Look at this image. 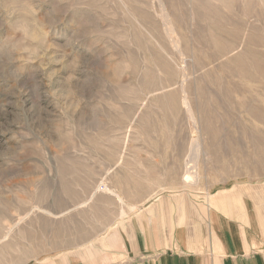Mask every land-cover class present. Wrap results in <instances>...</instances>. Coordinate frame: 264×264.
<instances>
[{"label":"rangeland","instance_id":"rangeland-1","mask_svg":"<svg viewBox=\"0 0 264 264\" xmlns=\"http://www.w3.org/2000/svg\"><path fill=\"white\" fill-rule=\"evenodd\" d=\"M250 36L264 37V0H0V264H137L160 240L176 251L248 222L245 204L264 212V78L227 71ZM167 64H186V97ZM221 80L262 113L225 101ZM199 86L217 91L216 140Z\"/></svg>","mask_w":264,"mask_h":264},{"label":"crops","instance_id":"crops-1","mask_svg":"<svg viewBox=\"0 0 264 264\" xmlns=\"http://www.w3.org/2000/svg\"><path fill=\"white\" fill-rule=\"evenodd\" d=\"M244 208L249 223L242 220L233 223L231 219L221 223L222 228H207L206 234L200 231L193 236L186 235L182 241L177 240L176 251H167L160 240L137 264H264V212L257 210L253 217V210L247 204ZM214 236L218 238L213 240ZM218 248L224 253L218 254ZM201 250L207 252L201 253Z\"/></svg>","mask_w":264,"mask_h":264},{"label":"bare ground","instance_id":"bare-ground-1","mask_svg":"<svg viewBox=\"0 0 264 264\" xmlns=\"http://www.w3.org/2000/svg\"><path fill=\"white\" fill-rule=\"evenodd\" d=\"M161 12H162L161 17H162V20L164 22V26H166L167 34L173 39L172 43L176 47H178L179 41L175 37L176 34H175L174 25L172 24L171 19H169V17H168L169 15H167L168 12L165 13L163 9L161 10ZM216 16H219V15L217 14ZM217 22H219V21H217ZM214 24H215V26H213V24L211 23V26L214 28L213 30L218 29V32L223 31L221 25H218L215 21H214ZM219 29H221V31ZM228 34L231 35V32H229ZM231 37H232V39L230 41L231 45L228 47L224 46L219 51V52H221V56L229 54L231 51H233L237 47V42H238L239 37L237 35H231ZM208 41H209V39H208ZM248 41L253 45V47H247L243 53H239L235 57L231 58V60L228 62L231 64V66H232L231 68L226 63H222V65L224 67L230 68V70H227L230 78H235V77L239 76V79L243 78V77H246L249 79V76H244L246 73H248L251 77L253 76V74H257V75H259V78H261V79L264 78V51H262L258 47V46L264 47V37L250 36ZM182 61L184 62L183 58H182ZM174 66L175 67L171 66V64H167L165 66L169 71H171V75H168L170 78L167 77V79H170L169 80V83H170L169 86H173V89L176 88V92L178 91V93L179 92L181 93V94L179 93L180 95L186 97L187 91H188L187 90L188 89V83L187 82H188V77H189V73L187 71L188 68H187L186 64H184L183 66L182 65L179 66V65L174 64ZM175 71L177 72V74H179V76H181L180 82L179 81L175 82L171 78L173 76L172 74ZM207 73H209V72H207ZM206 77H205V79H206ZM199 81H200V79H199ZM224 82H223V80L217 81V85L219 86L220 91L222 90V93H220V94L225 97V101H226V99L229 101H233V97L235 96L236 93H242L244 95V97L242 99H239V101L237 103L240 110H245L248 113H250L251 115L262 113L263 108L261 109L259 106L254 105L252 103V101H253L252 88L244 85L241 81L226 80V82L225 83ZM178 83H179V85H178ZM203 88L204 87H200V92H201L200 95L203 98V99L201 98L202 102L200 104V106L202 105V108H200V109L203 112L201 121H204V128H203L204 131L207 132L208 134H210L211 136H213V139L216 140L217 137L219 138V136H218L219 131L217 129V126H219V124H218L219 121H218V118L211 112V110H210L211 104L209 102H211L212 98H214L215 93L217 91L216 92L214 91V93H213V92H211V90H213V89L210 90V88H209L208 90H210V91H208V90H205ZM259 92H260V90H259ZM175 94L176 93H172L171 97L175 96ZM182 96H181V98H182ZM217 97H216V99H217ZM187 101L188 100H186V99H185V101L182 100V102L186 103L185 105L188 107L190 105L188 104L189 102H187ZM234 102H236V101H234ZM231 103H233V102H231ZM231 106H234V105H231ZM193 142H194V144L192 145L191 153H190L189 158H188L189 169H188V173L186 176L188 179H193L196 177L194 175V173L196 172L195 171V160H196L197 150H198V140L195 139ZM36 207H38V206H36Z\"/></svg>","mask_w":264,"mask_h":264}]
</instances>
